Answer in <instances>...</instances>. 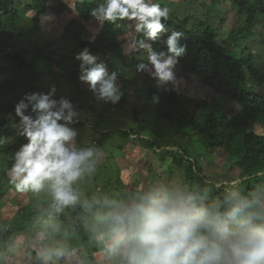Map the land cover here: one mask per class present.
<instances>
[{
    "label": "trees",
    "instance_id": "16d2710c",
    "mask_svg": "<svg viewBox=\"0 0 264 264\" xmlns=\"http://www.w3.org/2000/svg\"><path fill=\"white\" fill-rule=\"evenodd\" d=\"M101 2L0 0V43H7L2 52L9 50L3 56L17 69L18 79L29 83L24 92H48L54 86V98L66 97L76 104L81 115L72 125L80 132L88 127L94 130L96 143L89 144L92 152L99 146L115 150L116 147H104V144L117 136L129 139L136 136L133 140L139 144L137 150L124 152L118 159L96 162L93 153L87 171L99 170V177L86 178L85 184L91 186L84 188V197L75 204L57 212L47 186L50 206L45 211L36 209L30 199L17 205L9 230L0 225V264H93L94 261L105 264L113 260L114 264H122V258L109 250L110 229L101 223L100 226L91 223L100 219L97 211L90 208L93 198L131 201L139 196L137 189L146 192L168 186L179 187L186 194L200 197L205 204H212L221 202L231 192L245 196L264 192V186L259 185L264 182V174L237 185L226 183L264 170V0H160L162 6L170 9V19L165 22L166 31L153 46L156 50H167L168 35L173 31L182 33L179 46L185 48V53L173 69L177 86L161 83L137 70L138 64L147 63L146 53L143 58L126 53L133 40L145 37L128 27L132 21L101 25L90 15V10ZM229 13L233 14L232 18ZM24 14L31 25L17 31L21 30L18 25ZM47 17L52 18V24L65 26L58 37L49 39L44 32L42 22ZM78 27L88 37L82 38L76 30ZM6 33L10 41L3 40ZM17 35H20L19 42L13 40ZM254 35L259 38L255 39ZM22 42H27L29 49L15 52ZM33 46L38 50L30 56ZM85 47L107 64L110 73L117 74L121 93L117 103L99 100L88 85L79 80L80 61L75 57ZM128 67L132 70L125 75ZM182 77L190 80L191 84L185 87L188 92L181 90ZM38 79L44 80V84ZM43 85H47V89H42ZM132 95L137 102L130 108L131 121L125 123L124 128L106 129L108 112L127 111ZM154 95L159 97L158 101L153 100ZM15 101L7 102L8 113L14 111ZM13 117L15 114L7 121L0 119V137L7 140L0 144V153L6 166L3 174L8 181L15 150L27 142L12 126ZM142 148L152 153L150 160L140 158ZM128 161L135 164L133 172ZM124 167L136 178L131 182V189L123 177L127 170ZM106 171L108 175L103 173ZM79 181L80 178L72 185L75 192L82 187ZM13 185L9 182L7 189ZM99 185L103 189L98 188ZM36 193L40 195V191ZM31 196L32 193L28 197ZM95 230L99 231L96 244L92 239ZM38 233L46 236L32 246L29 239L20 245L13 242L18 245L15 248L7 242L9 235ZM66 234L68 240L63 242L62 257L67 260L53 259L55 247L47 248V245ZM99 247L106 248L108 253L100 252ZM74 250L77 258L72 253ZM94 251L99 259L94 258Z\"/></svg>",
    "mask_w": 264,
    "mask_h": 264
},
{
    "label": "clouds",
    "instance_id": "9594fccd",
    "mask_svg": "<svg viewBox=\"0 0 264 264\" xmlns=\"http://www.w3.org/2000/svg\"><path fill=\"white\" fill-rule=\"evenodd\" d=\"M101 25L132 21L128 27L145 39L133 40L126 54H136L147 63L137 65L161 83L178 81L173 69L185 53L179 46L182 33L173 31L167 50H156L154 42L166 31L170 9L160 0H102L90 10ZM79 80L94 95L113 104L120 100L117 74L110 73L100 57L85 47L77 53ZM48 92H26L14 105L12 126L27 140L15 150L9 182L18 190L39 192L47 185L55 210L75 204L79 197L72 185L93 156L91 149H77V131L70 127L81 112L66 97ZM158 101L159 97H153ZM0 137V144L6 143ZM260 169L244 174L230 185L240 184ZM221 183H218L220 186ZM264 186V182L261 184ZM100 223L110 229L109 250L122 264H264V192L241 195L231 192L221 202L205 204L200 197L179 187H155L131 201L105 199Z\"/></svg>",
    "mask_w": 264,
    "mask_h": 264
},
{
    "label": "rangeland",
    "instance_id": "374dc122",
    "mask_svg": "<svg viewBox=\"0 0 264 264\" xmlns=\"http://www.w3.org/2000/svg\"><path fill=\"white\" fill-rule=\"evenodd\" d=\"M230 14L231 13H229V15ZM232 15L233 14L230 15V18H232ZM51 19L52 18H50V17H47V18L44 19V21L42 22V25L44 26L43 30L46 33V35L48 36V38L51 37V36L58 37V35H60L64 31L65 26L63 24H60V23H57V22L55 24H52ZM30 25H31V22H30L29 17L26 16V14H24L23 20L18 25V28L21 29V30H17V31L26 30V29H28L30 27ZM2 26L5 27L4 18L2 20ZM76 30H77L78 34H82V35H80L82 38L88 37V36H85L86 32L83 31L82 28L78 27ZM9 33H11L10 29H9ZM17 37H15L13 40L20 39L19 38L20 35H17ZM90 37H92V36H90ZM254 38L258 39L259 37L257 35H254ZM49 39H51V38H49ZM3 40L4 41H10L11 40V38H10L8 33H6L4 35ZM12 41L9 42V43H12ZM18 42H19V40H18ZM14 43H16V42H14ZM6 44H7L6 42L5 43H0V119L1 120H5L6 119V121H7V120H9L10 115L15 114L14 111L11 112V113H8L7 102H9L10 100H14V99L18 101L22 97V95L24 93H26V92H24V91H26L25 85L29 84V83L27 82V80H25V81L22 80V78L18 79L19 75L17 73L18 72L17 69L14 68L15 66L12 63H7L8 60H7V58H5L3 56V54L4 53L5 54L8 53L9 50H7V52H2V50L4 49ZM26 49H29L28 43L27 42H22V44H21V46L19 48H15V52H18L20 50L24 51ZM31 50H32V52H31L30 56H32L34 53H36L38 48L36 46H33V49H31ZM131 70H132V68L128 67L126 69V72H124V74L125 75H129L130 74L129 72ZM38 80H40V79H38ZM118 80H119V78H118ZM168 82H169L170 86L173 85L172 81H168ZM40 83H41V85L44 84V80H40ZM180 84L182 86L184 85L183 89H181V90H183L184 92H188L187 88H185V87H187V85L191 84L190 80H188L185 77H182L180 79ZM42 89H47V85H46V87H44V85H43ZM190 90L194 91L196 89H191L190 88ZM38 91L42 92L41 90H38ZM31 92H37V91L33 90ZM17 101H15V102H17ZM135 101L137 102V99L132 95V97L130 98V102L128 104V108L129 109H127V111H124V113H122L123 115L120 114V113L115 114V113H112V112L111 113L108 112V115H109V117L107 118L108 127L106 129L124 128L125 127L124 124L129 122V121H131V117L133 116V112H132V110L130 108L135 105V103H134ZM75 107H76V104H75ZM70 127L74 128L77 131V133H78L76 138H75V146H76V148L78 150L79 149H91V151H92V147L89 144L91 142L92 143H96V140L94 138L96 133H94V130H92L91 128L88 127L84 131L80 132V129H78L76 126H74L72 124L70 125ZM90 127H92V126H90ZM81 133H83V134H81ZM130 138H132V139L119 138L118 136L114 137V138H110L104 144V147L114 146V147H116L115 150H110V149L106 150L105 148L103 149L102 146H99L93 152L94 156L96 158L94 160H96V162H100L103 159H106V160H110L111 158H115V159L117 158L118 159V158H121V157L124 156V152L126 154H129V152H134L135 150L138 149L137 145H139V144H137L133 140L134 138H136V136L132 135ZM123 142L125 143V145L121 147L120 144H122ZM108 150H110V151H108ZM141 150L142 151H141L140 158L150 160V158L152 156V153L151 152H147V148H142ZM144 162L148 163V161H145V160H144ZM107 164H109V163H107ZM134 165H135L134 163L129 162L130 170L132 172L134 171L133 170ZM89 166H90V164H89V162H87L86 165L84 166V170H83L82 175L80 177L79 184L82 187H79L80 188L79 191L76 192L78 194V196H80L78 200H81L84 197V194H83L84 188L88 189L91 186L88 183L85 184L86 178H91L92 179L96 175L99 177V175H98L99 174V170L98 171H94L92 169V173H89V171H87ZM124 168L127 169L126 167H124ZM222 169H225V168H222ZM226 169L228 170V167ZM5 170H6V166H4V163H3V160H2V156H1V153H0V190L3 191V193L0 194V225H1V227L4 230L6 229L8 231L9 230L8 229L9 228V222L12 220L14 214L16 213L15 210L17 208L16 207L17 205H22L25 202L26 199H30V201L32 202L33 206L36 209H41L42 208L43 211H45L50 206V201H49L50 197H49L48 190L45 189V188L40 191V195L37 194L34 191H30L29 192L28 190H30V189L23 190V191L22 190H18L15 185L10 186L9 190H8L7 189V185H9V181L7 180L6 176H4V174H3L5 172ZM130 170L127 169L126 172H123V177L125 178V180L127 182V187L129 189H131V187H133V184H131V182L134 179H136L134 176L131 175ZM108 171L103 172V173L108 175L109 174ZM111 174H114V172H112ZM113 178H115V177H112V179ZM95 180H97V179H95ZM99 182L101 183L100 179H99ZM45 187H47V185ZM98 188H102L103 189L102 185H99ZM144 192H145V190H141V191H139L138 189L136 190V194L137 195H140V194H142ZM30 193H32V196L29 198L28 196L30 195ZM90 200L94 201V204L90 205V208H94L97 211V214L99 215V218H100L102 216V212L104 211V209H103V201H100V199H98V198H93V199H90ZM44 202H46V203L43 204ZM91 223H94V225L98 224L100 226V219H99V222H97V220H95V221H92ZM57 227H60V226H57ZM93 229H95V228L93 227ZM95 231H96L95 232L96 234L93 235L92 239H93V242L96 244L95 241L97 239V234H98L99 231L98 230H95ZM56 232L57 231L55 230V233ZM44 235L45 234H41V233H38V234L32 235V236L24 234V235H21V236H18V237L14 236V235H12V236L9 235V237H8L9 239L7 240V242H8L9 245L12 244V247L15 248V247L18 246L17 243H19V245H20L22 242H24L26 240L28 241V239H29V241L31 243L30 245L32 246V245H34L36 243L35 241L40 240L41 237H42L41 240H43L44 239L43 238ZM67 240H68V236L66 234V235H63V238H56V240L52 241V244L50 242L47 245V248H49L50 246L55 247L53 249V257H52L53 259H58V260L64 259L65 261L67 260V258H63L62 257V254L64 253V243L63 242H66ZM15 241L17 243H13ZM92 245H89V246H92ZM82 247L84 248V246H82ZM99 251L108 253V251H106V248H104V247H99ZM72 253H73V255L75 254L74 258H77L76 250H74ZM66 256H67V254H66ZM93 256H94V258H98V256L96 255V251H94ZM105 256L107 257L109 255L105 254ZM3 258L5 259V261L7 263V258L8 257L6 256V253H4ZM109 262L110 261L105 262V264H109ZM112 262H110V264H114ZM19 263L20 262H17V264H19ZM93 264H104V263H99L98 261H94Z\"/></svg>",
    "mask_w": 264,
    "mask_h": 264
}]
</instances>
